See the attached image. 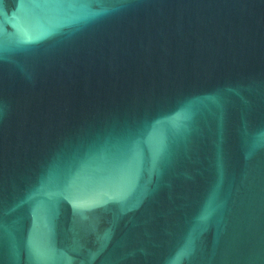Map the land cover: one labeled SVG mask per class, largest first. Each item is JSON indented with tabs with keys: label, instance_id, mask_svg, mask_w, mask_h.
<instances>
[{
	"label": "water",
	"instance_id": "95a60500",
	"mask_svg": "<svg viewBox=\"0 0 264 264\" xmlns=\"http://www.w3.org/2000/svg\"><path fill=\"white\" fill-rule=\"evenodd\" d=\"M0 264H264V0H0Z\"/></svg>",
	"mask_w": 264,
	"mask_h": 264
}]
</instances>
